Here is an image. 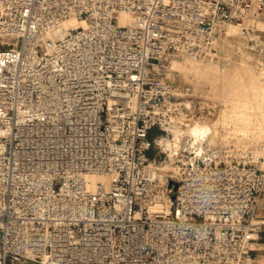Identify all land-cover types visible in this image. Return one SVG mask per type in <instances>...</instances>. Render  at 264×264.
<instances>
[{
	"label": "built area",
	"instance_id": "1",
	"mask_svg": "<svg viewBox=\"0 0 264 264\" xmlns=\"http://www.w3.org/2000/svg\"><path fill=\"white\" fill-rule=\"evenodd\" d=\"M262 22L264 0H0V264H251L264 156L184 151L174 178L148 151L191 94L173 62L235 34L264 69Z\"/></svg>",
	"mask_w": 264,
	"mask_h": 264
},
{
	"label": "rangeland",
	"instance_id": "2",
	"mask_svg": "<svg viewBox=\"0 0 264 264\" xmlns=\"http://www.w3.org/2000/svg\"><path fill=\"white\" fill-rule=\"evenodd\" d=\"M259 26L264 27V22ZM229 31L234 33L236 28L230 26ZM217 49L213 60L183 58L173 62L180 82L190 84L191 94L177 105L179 122L175 129L154 127L150 131L152 145L148 151L149 160L171 177L178 176L174 164L169 163L175 154L209 153L229 140L264 156V69L235 34L223 36ZM206 126L211 129L207 138ZM186 130L190 136L199 130L198 138L191 137L184 147L169 154L164 137H174L175 131L185 135Z\"/></svg>",
	"mask_w": 264,
	"mask_h": 264
},
{
	"label": "bare ground",
	"instance_id": "3",
	"mask_svg": "<svg viewBox=\"0 0 264 264\" xmlns=\"http://www.w3.org/2000/svg\"><path fill=\"white\" fill-rule=\"evenodd\" d=\"M121 17H122L123 21H125V22L130 21V18L128 17V15H126L124 13L121 15ZM122 23H124V22H122ZM82 25H83V23H81V22H77L75 20H69L64 25L65 26L64 33H68L71 30L72 26H73V28H79ZM184 132H185V135H183V133H181V132L175 131L176 135L174 137H172V138L164 137V139L166 141L164 143L166 145V149L168 150L167 152H169V154L173 153L174 151H176L181 146L184 147V145L190 140L191 137H192L191 139L198 138L197 134L200 133L199 130H196L195 132L192 133V136H190V132L188 130H186ZM210 133H211L210 127L206 126L205 138H207V136ZM228 142H234V141L233 140H229ZM234 143H236V142H234ZM196 153L203 154L201 152H196ZM169 163L172 165L171 161ZM174 167L177 169V170H175V172H178V168L176 166H174ZM88 179L91 181V186H95L97 184V182L105 180L106 178L103 177V176L91 175V176H88Z\"/></svg>",
	"mask_w": 264,
	"mask_h": 264
},
{
	"label": "crops",
	"instance_id": "4",
	"mask_svg": "<svg viewBox=\"0 0 264 264\" xmlns=\"http://www.w3.org/2000/svg\"><path fill=\"white\" fill-rule=\"evenodd\" d=\"M255 217H264V190L259 199V205ZM254 246L250 250L251 264H264V229L253 233Z\"/></svg>",
	"mask_w": 264,
	"mask_h": 264
}]
</instances>
